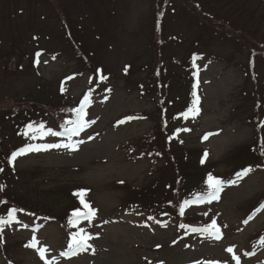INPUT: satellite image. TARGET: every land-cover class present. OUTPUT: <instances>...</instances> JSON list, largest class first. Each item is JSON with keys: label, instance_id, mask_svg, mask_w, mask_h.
Segmentation results:
<instances>
[{"label": "rangeland", "instance_id": "rangeland-1", "mask_svg": "<svg viewBox=\"0 0 264 264\" xmlns=\"http://www.w3.org/2000/svg\"><path fill=\"white\" fill-rule=\"evenodd\" d=\"M194 93L199 114L185 118ZM78 104L88 123L69 141L59 117ZM262 122L264 0H0V217L15 204L59 217L16 210L0 264H264V237L252 240L264 230V205L253 212L264 162L232 175V153L252 154L259 133L264 153ZM27 124L44 136L25 135ZM146 138L145 154L131 153ZM70 142L9 163L28 144ZM209 174L224 181L219 199L197 200ZM81 189L96 214L68 224L71 206L85 211ZM138 192L164 210L131 205ZM187 217L215 220L222 238L182 228ZM62 221L91 247L61 255L71 252ZM33 236L45 259L26 247Z\"/></svg>", "mask_w": 264, "mask_h": 264}, {"label": "snow or ice", "instance_id": "snow-or-ice-1", "mask_svg": "<svg viewBox=\"0 0 264 264\" xmlns=\"http://www.w3.org/2000/svg\"><path fill=\"white\" fill-rule=\"evenodd\" d=\"M40 56H41V53L37 52L36 53V57H37L36 62L37 63H39V57ZM193 95H194V100L192 102V106H190L187 109V111L185 113H183L185 118H187V116L189 114H191L193 116L199 114V111H200V109L198 107L199 98L195 96V93ZM87 100H88V97H85L84 102L86 103ZM75 111L77 112V116H78L77 120L71 122L73 124V127L65 129V132L68 134L69 141H71L72 135L79 134V132L81 130H83L84 127L86 126V124L88 123L87 121L84 120L85 114H84L83 107H81ZM129 119H131V118H129ZM121 122H123V121H121ZM260 126L264 127V122H262V124ZM27 129H28V131L25 132V135H28L29 132H31L32 133V135L30 137L31 139H36L37 135H39V137L42 138L45 134V130L43 128V125H40L39 127L34 128L33 125L29 124L27 126ZM187 130L188 129H185V131H187ZM48 132L53 136L62 135V133L52 132L51 130H48ZM204 138L207 139V135ZM74 147H75V145L71 142L70 143H59V144H42V145H40V144H28L24 148H21V149H18L17 151L12 152L11 156L9 158V163H13L18 156L23 155L27 152H33V151L39 152V151L48 150L51 148H65V149L71 150V149H74ZM262 154H264V153H262ZM204 155H205V157H207V155H208L207 152ZM201 163H204V159L201 160ZM0 171H3V169H0ZM251 171H252L251 167L245 168V169H243L242 172H238L236 175H237V177H240L241 175H247ZM206 183H207L208 189H209V191L206 194V197L197 196L196 199L197 200L207 199L209 202L211 200L219 199V193L222 190L224 181L213 176L212 174H209L207 177ZM2 190H3V186L0 185V191H2ZM86 192H87V190L81 189V190L77 191L76 193H74V195L80 197L81 204L84 206L85 211L81 212L79 209L75 210L72 213L73 219L69 220V224L74 225L81 219L90 220L92 217L95 216L96 210L94 208H92L90 204L86 203L84 198H83L84 195L86 194ZM188 203H189L188 201H184V204H188ZM15 212H16V209H11L8 212L6 219L4 217H0V230H2L6 224H9L15 220ZM180 212H181V214H183V212H184L183 204L180 207ZM181 227H184V226L181 225ZM193 231L205 233V234H207V236L209 238H212L215 240H219L222 238L221 230H220L219 226L216 224L215 220H213L211 224H209L203 228H200V229H193ZM90 239H92L91 235L85 233L83 229H80V231L73 233L71 236V241L68 244V248L71 250V252L70 253H61V255H69V254L75 255L78 251L87 250L88 248L91 247V245L88 243V241ZM38 243L39 242L36 240V237L33 236L32 241L28 245H26V247L36 248L37 252L41 256V259H45V252L47 250L43 247L38 248L37 247ZM260 243L264 244V239H262L260 241ZM157 247H159V245H157ZM226 251L229 253H233L234 249L232 247H229L226 249ZM232 259H234L236 261V264H240V257L239 256L233 255ZM45 264H52V262L46 260ZM198 264H199V262H198ZM205 264H217V262H211L210 261V262H205Z\"/></svg>", "mask_w": 264, "mask_h": 264}, {"label": "trees", "instance_id": "trees-1", "mask_svg": "<svg viewBox=\"0 0 264 264\" xmlns=\"http://www.w3.org/2000/svg\"><path fill=\"white\" fill-rule=\"evenodd\" d=\"M246 37V36H245ZM242 38V37H241ZM242 39H246V38H242ZM252 46V48H254V51H263V50H259L258 49V47L256 46V45H254V44H252L251 45ZM258 103H261V101L259 100L258 101ZM66 107V106H65ZM71 108L73 109L74 107H70V106H67L66 107V113H65V115H62L61 117H59L61 120H60V122L62 123V125H63V129H65V128H68L67 127V121H68V118L70 117V112L72 111L71 110ZM40 109H43V108H41L40 107ZM51 109V108H50ZM52 109H54V108H52ZM157 136V135H156ZM150 140L151 139H149V138H146V139H143V140H140V145L139 146H137V147H135V149L133 150V149H131L130 147V151H131V153L132 152H135V150L137 151H139V152H141V154L142 153H144L145 154V152H146V150H147V147L148 146H145V147H143L142 148V146L143 145H145V142L146 141H148V143L147 144H150ZM0 142H1V139H0ZM260 142L259 141H255V142H253V144H251L252 146H251V149H253L254 148V150H253V152H252V154H250L247 150H246V148H242V149H238V150H236V151H234L233 153H232V157H233V159L234 160H236L239 164L238 165H241V166H243V165H251V163L250 162H252L251 160H254V159H256V158H258V157H263V154H262V151H261V147H260ZM138 152V153H139ZM248 167V166H247ZM138 194L139 195H136V197H134L133 198V202L132 203H137V206L138 207H140V205H142V203H150V204H148V207H149V209H150V211H151V213H153V214H155V212H157L158 211V209H161L163 206H165L164 205V203L165 202H161L160 200H157L156 199V201H154V199H148V197H147V192L146 193H142V192H138ZM3 198V201H4V198H5V201L6 202H9V200H8V198H6V197H2ZM137 200V201H136ZM136 201V202H135ZM154 201V202H153ZM76 203V202H75ZM13 205V204H12ZM27 206V204H25V205H17V204H15V205H13V207L12 208H15V209H17V210H19V211H22V212H29V213H31V214H33V215H37V216H44V217H46L47 218V216L49 217V218H52L53 220H58V218L59 217H55L54 215H50V214H46V213H44L42 210H40V209H38L35 205H33V207H35L34 209H31L32 207H30V208H28V206ZM80 206L79 205H73V206H71L70 208V211H69V214L68 215H65V216H63L64 217V219L66 220V221H69L70 219H72V213L74 212L73 210H76V209H78ZM42 212V213H41ZM62 217V218H63ZM62 224H65L63 221L61 222ZM157 264H162L161 262H159V263H157Z\"/></svg>", "mask_w": 264, "mask_h": 264}]
</instances>
